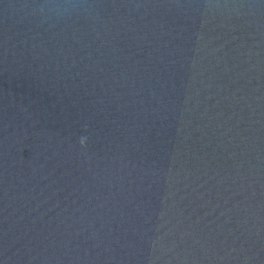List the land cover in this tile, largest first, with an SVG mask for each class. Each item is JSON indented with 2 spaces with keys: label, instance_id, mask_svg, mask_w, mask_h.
I'll list each match as a JSON object with an SVG mask.
<instances>
[{
  "label": "water",
  "instance_id": "1",
  "mask_svg": "<svg viewBox=\"0 0 264 264\" xmlns=\"http://www.w3.org/2000/svg\"><path fill=\"white\" fill-rule=\"evenodd\" d=\"M0 0V264H264V0Z\"/></svg>",
  "mask_w": 264,
  "mask_h": 264
},
{
  "label": "clouds",
  "instance_id": "2",
  "mask_svg": "<svg viewBox=\"0 0 264 264\" xmlns=\"http://www.w3.org/2000/svg\"><path fill=\"white\" fill-rule=\"evenodd\" d=\"M70 4H71V2L69 0V2L64 3V4H53L52 7L58 10V9H61V8L68 7V6H70Z\"/></svg>",
  "mask_w": 264,
  "mask_h": 264
}]
</instances>
